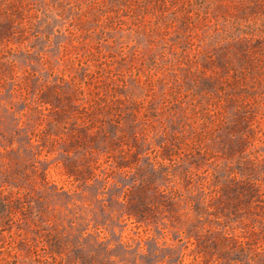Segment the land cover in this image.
I'll list each match as a JSON object with an SVG mask.
<instances>
[{
    "label": "rangeland",
    "instance_id": "rangeland-1",
    "mask_svg": "<svg viewBox=\"0 0 264 264\" xmlns=\"http://www.w3.org/2000/svg\"><path fill=\"white\" fill-rule=\"evenodd\" d=\"M0 264H264V0H0Z\"/></svg>",
    "mask_w": 264,
    "mask_h": 264
}]
</instances>
